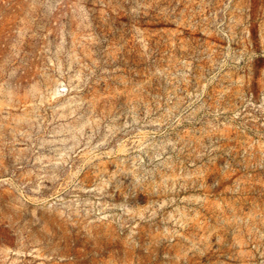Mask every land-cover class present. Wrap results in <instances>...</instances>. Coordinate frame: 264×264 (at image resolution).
<instances>
[{
    "label": "rangeland",
    "instance_id": "374dc122",
    "mask_svg": "<svg viewBox=\"0 0 264 264\" xmlns=\"http://www.w3.org/2000/svg\"><path fill=\"white\" fill-rule=\"evenodd\" d=\"M0 264H264V0H0Z\"/></svg>",
    "mask_w": 264,
    "mask_h": 264
}]
</instances>
